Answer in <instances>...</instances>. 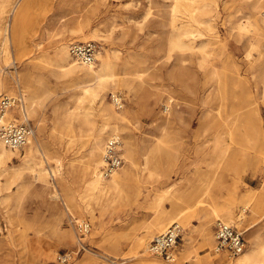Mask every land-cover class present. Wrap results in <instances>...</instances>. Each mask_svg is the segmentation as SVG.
Instances as JSON below:
<instances>
[{
    "label": "rangeland",
    "instance_id": "1",
    "mask_svg": "<svg viewBox=\"0 0 264 264\" xmlns=\"http://www.w3.org/2000/svg\"><path fill=\"white\" fill-rule=\"evenodd\" d=\"M5 1L0 0V8ZM15 1L4 16L0 14V21L6 24L0 29V74L9 82V90L0 88V95L22 93L26 101L28 83L31 90L42 92L45 105L36 117L30 116V122L41 141L39 158L50 169L49 180L60 195L51 194L44 200L36 190L41 183L35 181V187L22 197L17 182L8 188L7 179L0 177V183L5 185L4 190L0 187V264H54L58 252L77 250V219H88L92 230L82 239L86 249L72 264H146L145 261L151 260L177 264L181 257L184 264H209L202 261L209 258L215 259L214 264H233L241 255L231 258L215 251L218 219L214 218L209 225L214 236L211 246L205 245L201 234L199 215L209 208V204L196 200L205 195L210 181L215 183L217 180L228 184L227 192L217 193L220 198H228L230 194L238 197L235 211L241 214V220L233 218L231 223L245 231L246 250L252 240L259 238L264 242V204L256 206V202L251 203L245 196L258 192L262 186L264 158L257 174H253V168H244V165H239L240 171L235 173L225 164L219 168L208 164L213 157L214 139L221 128L218 113L227 115L228 112L245 111L249 114L252 109L244 107L248 98L243 85L246 83L252 90L255 88L248 61L258 59L264 46L254 45L252 57L248 59L253 33L238 27L240 23L248 24L246 17L252 0H18L14 7ZM174 4L181 13L186 8L202 21L195 18L188 22L187 17L174 14ZM85 20H89L84 28L86 35H90L92 29L100 30L99 38L88 40L98 42L100 52L107 49L117 63L114 72L118 75L110 82L104 102L117 113L129 111L128 131L140 144L153 145L158 140L167 116L173 119L170 131L175 135L168 153L151 151L143 155L139 147L137 169L139 172L145 169V175L139 182L134 173L130 189L138 192L131 195L129 203H114L113 209L108 211L100 207V202L90 200L98 212L96 222L86 210L80 218L69 202L75 200L84 205L72 168L83 164L94 128L78 118L71 119V128L66 126L67 112L76 106L80 95L91 107L92 120L102 124L100 103L103 100L101 97L94 100L86 92L93 82H80L59 74L54 59L61 39H67L69 46L74 41H88L72 38L75 35L73 28ZM172 20L175 23L172 24ZM184 32H189L183 35L184 43L191 44L194 49L177 48L172 44L173 38ZM206 55L209 57L207 62L203 59ZM124 60L132 64L127 68L129 71L143 72V87L136 85L132 89V85L123 81L128 77L121 74L125 69ZM98 63L99 59L96 67ZM214 68L221 73V91H217V82L212 78ZM37 74L43 77L49 92L39 89L40 83L34 77ZM114 93L124 99V107L120 110L112 102ZM169 94L174 98L172 107L168 105ZM256 96L251 99L258 101L264 128V94L259 90ZM167 106L169 111H166ZM38 117L43 130L37 125ZM210 120L213 124L206 129ZM108 137L106 134L105 141ZM21 162L20 158L14 159V164ZM128 163L125 158L124 166ZM154 164L161 167L163 176L156 182H147L146 174ZM58 165L61 167L59 172ZM60 177L64 178L62 185ZM23 180L29 181V176ZM64 188L69 189L68 194ZM176 188L182 192H173ZM7 195L10 200L5 201ZM159 196L164 200L155 204L154 200ZM245 204L249 207L243 210ZM180 211L191 216V222L185 228L183 222L177 220L182 235L176 247V261L169 262L150 254L147 244L149 246L152 238L173 222L166 219L169 213ZM165 219L167 222L162 223ZM151 224L154 234L141 249H133L135 239L143 236ZM95 226V235H92ZM68 230L72 231L71 239L64 238L63 232Z\"/></svg>",
    "mask_w": 264,
    "mask_h": 264
},
{
    "label": "bare ground",
    "instance_id": "2",
    "mask_svg": "<svg viewBox=\"0 0 264 264\" xmlns=\"http://www.w3.org/2000/svg\"><path fill=\"white\" fill-rule=\"evenodd\" d=\"M176 1L177 0H175V2ZM12 3L13 0H6L5 3L1 5L0 14H3L4 16L6 12L9 11ZM128 3L131 4V2ZM16 5H18V0L15 1L14 7ZM172 10L174 14L178 13L179 15L183 16V18L187 17L188 22H191L192 19H197V17L190 14L186 8L185 12L181 13L175 4L172 5ZM208 13L209 12L207 11L206 14ZM246 20L248 21V24L240 23L238 24V27L239 30H248L252 31L253 33V42L251 43V48H249L247 51L248 59H250L252 57L251 55L254 45L255 47L264 46V0L251 1L250 11L246 17ZM197 21L201 22L202 20L197 19ZM0 23V29H2V27L5 28L6 24L4 25V21L2 20ZM171 23L173 24L175 21L172 20ZM88 24L89 20L79 22V24L73 28L74 30H72V32L75 34L72 38H77L78 40L99 38L100 30L97 28L92 29L90 35L85 34L84 28ZM188 33L189 32H184L174 37L172 42L174 47L182 49L184 47H193L194 49L195 47L191 44L184 43L183 38ZM54 59L59 74L69 76L72 80L80 82H93L90 87L86 89V92H88L89 97L93 98L94 100H96L97 97H101V100H103L102 103H100V112L104 119L102 124H96L95 120H92V113L90 111L91 107L85 104L84 97L80 95L77 97L78 99L76 106L67 112L69 121L67 122L66 126L67 128H71V119L78 118L82 121V123L90 124L94 128V131L91 132L93 138L90 140L89 146L86 149L85 160H83V164L77 167L74 166L72 168L75 174V180L76 182H79L80 185L78 194L84 199V205L76 202L75 200L69 202L72 206L71 209L74 210L80 218H83L82 216H84V210H86V212L91 215L93 222H96L98 212L90 200H94L97 204L100 202V207L108 211L113 209L112 206L114 203H129L131 195L135 192H138V190L133 191L130 189V183L133 179L132 177L134 173H136V176L140 179L139 182H142L141 177L144 174L143 171L145 170L142 169L139 172L137 169L138 163L136 160L137 154L140 150L139 147L141 148L143 155L150 154L151 151L158 153H168L170 148L169 144L175 141V135L170 131V125L173 123V119L171 116H167L164 119V125L160 129L161 134L158 136V140H156L153 145H148L146 142L140 144L138 141H136L130 131H128L129 127L127 121L130 116L129 111L123 110L121 113H117L111 107V105H108L104 102L105 93L109 89L111 84L110 82L114 81V76L118 75L114 72L117 63L113 60L111 53L107 49L104 52L99 53V63L97 64V67L95 66L96 64L87 67L80 64L75 58L71 56L68 40L61 39L57 45ZM203 59L206 62L209 61V57L207 55ZM248 63L252 66L251 73L255 79V88L252 90L249 84L246 85V83H244L243 86L246 90V97L248 98V101L244 107H251L252 109L249 110V114H247L245 111L228 112L227 115H223L221 112L218 113V119L221 117V120L219 121L221 128L219 131H217L216 137L214 139L212 147L213 157L211 158L212 160L208 162V164L210 166L214 165L216 168H219V166L225 164L234 170L235 173L240 171L238 169L239 165H244V168H253V174H257V171L261 167V163L264 158V128L263 117L258 107V101L257 99L251 98L253 96L257 97L256 94L259 92V90H261V92L264 94V85H260L261 83H264V52L260 51L258 59L251 58ZM122 64L124 65L125 69H122L121 74L128 76L125 77L123 81H126L127 84L132 85V89H134L136 85L143 87V85H145L143 72L129 71L127 68H129L132 64L128 60H124ZM262 66L263 68L260 69ZM212 76V78L217 82V91H221L222 87L220 71L214 68L212 70ZM34 77H36L40 83V90H48V92L50 91V88L44 84L45 80L43 81V77L40 74H37V76ZM29 85L30 83H28L26 88L29 91V94L25 106L18 110L19 115L23 120H31L32 118L30 116L36 117L39 109H43L46 102L43 100V97H41L42 92L40 91L41 93L39 94L38 90H31ZM0 88L4 91L9 90V82L1 74ZM168 96V105L172 107L174 98L171 94ZM27 101H29V105L27 104ZM39 120L40 117L37 118V125L40 130H43L44 126L39 123ZM205 120L207 121V118ZM210 123L211 124L209 125L206 123V129L211 127L213 121ZM106 134L109 136L118 135L122 138L123 155L124 158L127 159V162H129L128 166L123 165V167H121L111 178L108 179L103 178L100 174V168L103 164V150L106 142ZM40 148L41 141L37 135H35L31 139L30 143L25 147V154H20V151H12L8 149L0 140V177H5L7 179L8 188L17 182L20 185L22 197H24L25 193H28L32 187H35V181L40 182L41 185L39 190L38 188L36 189L37 193L43 196L44 200H47L49 195L52 194V196H58L60 193L58 192L57 188L55 189V186H52V183L49 180V172H51L49 171L50 169L48 170L44 166V160L39 158ZM15 158H20L22 162L20 164H14ZM202 162L204 161H199V163ZM56 168L58 169V172L61 171V167H59V165ZM244 168H242V173L245 172V170H243ZM28 176L30 180L24 181L23 179ZM146 176H148L147 182L150 180H153L152 182H156L163 176V171L159 165L154 164L151 166V169H149L148 175L146 174ZM22 180L23 182H21ZM62 180H64V178H61L60 180L61 185L63 182ZM207 186L208 189H206L205 195H202L201 198L196 200V202L201 204H209V208L202 210L199 218L202 220L201 234L205 245L210 244L211 246L214 242V236L209 231V225L212 224L214 218L232 222L231 220H233V218H239L241 220V214L239 215V213H236L235 211V203L238 201V197L236 198L235 195L232 196L230 194L228 198L222 199L217 195V193L220 192H227L228 184H225L223 180H217L215 183L210 181ZM0 187L2 190H4L5 185L0 183ZM64 190L66 194H68L69 189L64 188ZM177 191L180 193L182 192L178 188L173 190V192ZM245 196L250 198L251 203L256 202V206L263 205L264 182L262 183V186L258 192H254L252 194L247 193ZM4 199L5 201L10 200V195H7ZM163 200L164 197L159 196L154 200V203L159 204ZM248 207L249 205L245 204L243 210H246ZM190 218L191 216L185 215V213L180 211L176 214L173 212L169 213V217L166 219H168V221L170 220V222L173 220L172 223L177 222V220L180 219L183 222L185 228H187L191 222ZM166 219L161 222L164 223ZM151 227L152 224L148 226L149 230H147L143 236H139L135 239L133 249L138 250L146 245L148 238L154 234V230H152ZM95 231L96 226L94 227V233H92V235H95ZM63 235L64 238L71 239L73 234L71 230H68L63 232ZM47 254L49 255L50 253L48 252ZM184 257L187 258V256ZM180 259L177 264H184L183 258L181 257ZM202 261H206L209 264L215 263L214 258H209ZM145 263L165 264L152 260L145 261ZM228 264L231 263L228 262ZM233 264H264V242H262L259 238L252 240L250 248L247 249Z\"/></svg>",
    "mask_w": 264,
    "mask_h": 264
},
{
    "label": "built area",
    "instance_id": "3",
    "mask_svg": "<svg viewBox=\"0 0 264 264\" xmlns=\"http://www.w3.org/2000/svg\"><path fill=\"white\" fill-rule=\"evenodd\" d=\"M100 45L94 40L74 41L70 44V54L80 64L93 66L98 61ZM114 106L120 110L124 107V99L120 94L112 95ZM22 93L0 95V140L12 151H22L35 136V127L28 119H22L19 109L25 106ZM169 111V106L166 107ZM123 140L118 135H111L105 142L103 164L100 174L103 178H111L123 165L125 158L122 152ZM75 229L79 236L77 250L60 251L54 264H72L75 257L86 249L82 239L90 234L92 224L88 219L75 220ZM245 231L234 223L217 220L215 224V251L226 253L231 258L242 255L247 248ZM182 235L179 223L170 224L164 231L155 235L149 243L150 254L169 262L176 261V247Z\"/></svg>",
    "mask_w": 264,
    "mask_h": 264
}]
</instances>
